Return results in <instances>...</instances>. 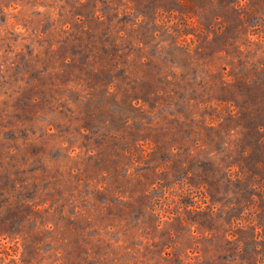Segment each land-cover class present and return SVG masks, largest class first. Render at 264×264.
I'll list each match as a JSON object with an SVG mask.
<instances>
[{
    "label": "rangeland",
    "instance_id": "obj_1",
    "mask_svg": "<svg viewBox=\"0 0 264 264\" xmlns=\"http://www.w3.org/2000/svg\"><path fill=\"white\" fill-rule=\"evenodd\" d=\"M0 264H264V0H0Z\"/></svg>",
    "mask_w": 264,
    "mask_h": 264
}]
</instances>
